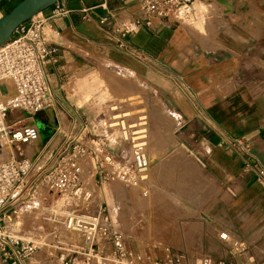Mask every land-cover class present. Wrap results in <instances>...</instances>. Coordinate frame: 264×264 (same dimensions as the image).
I'll return each mask as SVG.
<instances>
[{"label":"crops","instance_id":"obj_1","mask_svg":"<svg viewBox=\"0 0 264 264\" xmlns=\"http://www.w3.org/2000/svg\"><path fill=\"white\" fill-rule=\"evenodd\" d=\"M19 1L0 0V16ZM56 7L63 12L54 15ZM133 13H139L138 0H58L43 10L53 27L49 42L56 46L44 60L53 108L26 119L39 131H51L45 143L40 135L45 145L65 125L74 137L62 135L64 142L80 143L81 133L88 131L102 152L125 162L126 136L106 129L103 111L112 99L107 79L130 71L177 114L175 129L183 130L181 143L197 163L204 169L209 165L221 186H229L226 192L240 193L234 205L238 225L228 223V227L247 253L231 256L229 244L219 235L212 236L218 252L209 251V246L205 251L230 264L264 262V184L256 179L257 172L264 170V74L255 79L257 67L243 70L241 66L244 59H255L258 49L264 50V0H196L189 14L166 23L153 18L149 27L119 34V22L129 21ZM246 15L255 19L251 30L259 36L257 41L242 35L237 24L236 17ZM241 71L252 78L251 85L237 83ZM224 82L226 90L218 89ZM243 105L250 130L245 136L238 132ZM11 115L15 119L26 114ZM241 136L245 139L234 148L231 141ZM45 248L22 264H51L54 249ZM81 260L76 256L74 264H82Z\"/></svg>","mask_w":264,"mask_h":264},{"label":"built area","instance_id":"obj_2","mask_svg":"<svg viewBox=\"0 0 264 264\" xmlns=\"http://www.w3.org/2000/svg\"><path fill=\"white\" fill-rule=\"evenodd\" d=\"M138 2L139 13L130 14L129 21L121 19L117 27L119 34H128L140 26L149 27L153 18L166 23L176 15L189 14L196 0ZM62 12L56 7L53 14ZM52 29L50 18L39 12L0 45V154L7 146L13 150L0 161V264H22L45 248L47 236L48 245L54 249L51 264H74L76 256L83 258L85 264H230L216 261L210 254L200 255L191 263L184 261V255L179 253L164 259L150 258L126 247L120 233H112L111 219L105 207L97 202L94 186L98 181L113 178L135 182L137 174L149 165L141 151H135L130 159L122 162L96 146H87L86 150L75 145L71 152L54 157L40 173L39 183L30 195L33 200L28 205L29 214L41 211V221L48 231L27 237L10 231L7 203L18 201L25 194L21 192L28 183L24 178L33 161L22 147L36 142L40 131L32 123L16 125L18 122L8 121V115L22 111L32 118L53 108L44 68L45 58L56 51V46L49 42ZM89 159L93 165L87 168ZM256 179L264 184V170L257 172ZM38 188L58 195L59 200L51 199ZM219 238L229 244L227 250L231 256L247 253L245 245L237 247V243H230L226 232L220 233Z\"/></svg>","mask_w":264,"mask_h":264},{"label":"rangeland","instance_id":"obj_3","mask_svg":"<svg viewBox=\"0 0 264 264\" xmlns=\"http://www.w3.org/2000/svg\"><path fill=\"white\" fill-rule=\"evenodd\" d=\"M214 7L213 4L211 8ZM259 13L261 14L260 11ZM261 17L263 16L261 15ZM236 18L242 35L257 41L259 36H255L251 30L255 19L247 15ZM263 52L264 50L261 47L256 51L255 59H244L241 64L243 70H251L257 67L253 70L256 73L255 79H261L264 74ZM243 72L239 73L237 83L242 84L241 86L251 85L252 78H247L243 75ZM105 78L107 79L106 75ZM115 80L117 85L111 84L109 78L107 79L112 90V99L103 111L105 118L103 123L106 129L120 131L125 134L126 156L129 159L135 151L144 152L149 161V176L144 177L145 179L143 178L142 181L146 186L150 183L153 186L159 185L158 179L164 180L171 173L168 184L173 188L172 192L176 193L178 191L179 193L176 194L192 204L185 206L180 202H171L170 208L165 210L164 206L168 204H161V200L155 201L157 198L153 197L148 205L150 219L146 222L142 219L141 211L135 209L131 199L130 185L132 182L122 183L116 178L98 181L94 186L95 197L97 202L105 207V211L111 219L112 233H120L125 246L141 255L164 259L169 254L179 253L184 255V261L190 263L200 255L208 254L209 252L205 251L208 246L209 251L218 252V248L214 246L212 241V236L219 235L222 232L227 233L230 243H237L236 246L241 247L243 244L236 239L233 228L228 227V223L238 225L234 205L239 200L240 193L226 192L229 186H221L220 182L210 173V166L206 165V169H204L197 163L194 156H192L193 154L181 143V137L179 136L182 135L180 133H183V130L175 129L178 123L177 114L166 105L168 113L160 114V105H155L156 98L149 91L151 89L137 90L132 86L131 90H127L122 87L125 80L118 79V77ZM258 83L260 82L257 81L256 84ZM226 87L227 82H224L219 84L218 89L225 91ZM153 92L155 93V91ZM239 111L238 121L241 129L238 132L244 136L249 135L250 130L246 127V105L240 107ZM27 117L25 115L13 119L12 115H8V121L18 122L16 125L23 124L26 121L31 123L30 120L26 119ZM63 129L59 128L54 131L53 139L46 145L40 143L35 155L31 151V146L35 142L22 147L27 156L33 161L29 173L24 178L28 183L21 192L25 194L18 201L9 200L7 203L10 214L9 229L14 234L27 237L29 235H39L40 233L45 234L48 231L46 224L41 221V211L36 210L34 213L29 214L28 205L33 200L30 199V195L32 189L39 183L40 173L46 169L54 157L71 152L75 145H79V148L86 150L89 146L94 145L101 150L100 143L94 141L96 137L88 131L81 133L80 143L73 145L67 141L64 142L62 135H66L65 139H73L74 136L70 134V131H66L65 125ZM242 138L244 137L241 136L238 141H231L234 148L237 147V142L243 141ZM143 142L146 146H142V148ZM243 143L246 151L248 146L245 143H248V141L244 140ZM6 148L9 149L8 155H10L13 150L9 146ZM84 152L87 153V151ZM240 156L242 157L243 154H240ZM92 165V160L89 159L86 167L89 168ZM170 169H173V171L169 172ZM138 176L139 173L137 178ZM118 187L124 190L122 196L117 193L120 190ZM158 187L157 189H159ZM38 189L51 199L59 200L58 195L41 188ZM27 191H29L28 194ZM166 195L168 196V194ZM125 219L127 223H125ZM144 222L149 226H146ZM65 234L74 237V235ZM49 240L50 238L47 236L44 240L45 244H43L48 252L52 250L48 245ZM81 262L85 264L83 260Z\"/></svg>","mask_w":264,"mask_h":264},{"label":"bare ground","instance_id":"obj_4","mask_svg":"<svg viewBox=\"0 0 264 264\" xmlns=\"http://www.w3.org/2000/svg\"><path fill=\"white\" fill-rule=\"evenodd\" d=\"M117 77H118V79L122 78L123 80H125V84L122 87L126 88L127 90H131L132 86L134 88H136L137 90H144V88L145 89H148V88L151 89L149 91H151L153 97L156 98L155 105H158V104L160 105L159 106V109H160L159 113L160 114H165V113L167 114L168 113V110L166 109L165 104L162 102L161 98L157 95V91H155V93H154L153 92L154 91L153 88H150L144 82L142 83V81L138 77L133 75L130 71L126 70L122 74H116V77H109V80H110L111 84L117 85L116 84V80H115ZM6 82L8 84L10 83L9 80H6ZM122 90H124V89H122ZM140 105H142V104H140ZM48 113H49L50 117L52 118V116H53L52 115V111H48ZM40 143H41V139L39 138L34 143V145L31 146V151L33 152V155H35L37 153V151L39 149L38 145ZM142 146H144V147L146 146L144 142L141 145V147ZM5 148H4V152L2 154H0V161H3L7 157H9V155H8L9 154V151H8L9 149L8 148L5 149ZM138 148H140V147L138 146ZM148 171H149L148 167L145 168V169H142L139 172L138 178L136 177L137 181L132 182L131 185H130L131 194H132V196H131L132 198L131 199H132V201H133V203L135 205V209H139L141 211L142 219H144L146 222H148V219H150V209L148 210V208H149L148 205L151 202L153 197L157 198L155 201L161 200L162 201L161 204H166V203L168 204V205L164 206L165 210H168L170 208L171 204L174 203V202L175 203L180 202V204L185 205V206H190L192 204L191 202L189 203L188 200L186 201V200H184L183 197H180V195L176 194V193H179L178 191L176 193L172 192L173 188H171L169 186V184H168L169 183V179H171V177H170L171 173H169L167 175L168 177H166V179H164V180L158 179L159 185H157V186H159L158 187L159 189H157V186H155V185L153 186L151 183H150V185L146 186L142 181L149 176ZM172 171H173V169L169 170V172H172ZM117 193L119 194V196H122L123 193H124V190L120 189V190L117 191ZM166 194H168V196ZM146 222H144V224H146ZM125 223H127L126 219H125ZM147 225L149 226V224H146V226Z\"/></svg>","mask_w":264,"mask_h":264},{"label":"water","instance_id":"obj_5","mask_svg":"<svg viewBox=\"0 0 264 264\" xmlns=\"http://www.w3.org/2000/svg\"><path fill=\"white\" fill-rule=\"evenodd\" d=\"M58 0H20L7 13L0 16V45L11 38L15 30L34 15L52 6ZM40 130V129H39ZM51 131H40L42 142L51 136Z\"/></svg>","mask_w":264,"mask_h":264}]
</instances>
